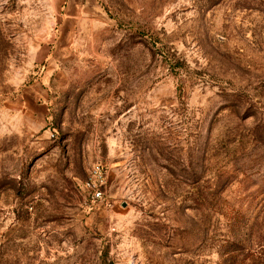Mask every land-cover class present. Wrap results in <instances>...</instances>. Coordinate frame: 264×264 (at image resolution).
Here are the masks:
<instances>
[{"label": "rangeland", "instance_id": "374dc122", "mask_svg": "<svg viewBox=\"0 0 264 264\" xmlns=\"http://www.w3.org/2000/svg\"><path fill=\"white\" fill-rule=\"evenodd\" d=\"M100 5L0 0V264H264V0Z\"/></svg>", "mask_w": 264, "mask_h": 264}, {"label": "crops", "instance_id": "0c3cea01", "mask_svg": "<svg viewBox=\"0 0 264 264\" xmlns=\"http://www.w3.org/2000/svg\"><path fill=\"white\" fill-rule=\"evenodd\" d=\"M41 2L46 5V16L50 19L52 32L59 34L53 41L58 46L64 42H74L84 22L98 18L102 12L100 0H41Z\"/></svg>", "mask_w": 264, "mask_h": 264}, {"label": "built area", "instance_id": "2783aa9c", "mask_svg": "<svg viewBox=\"0 0 264 264\" xmlns=\"http://www.w3.org/2000/svg\"><path fill=\"white\" fill-rule=\"evenodd\" d=\"M85 198L92 209L110 208L112 200L109 191V169L103 164H95L82 184Z\"/></svg>", "mask_w": 264, "mask_h": 264}]
</instances>
